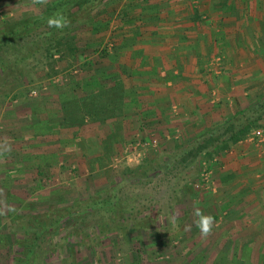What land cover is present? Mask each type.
Returning a JSON list of instances; mask_svg holds the SVG:
<instances>
[{"label":"crops","instance_id":"0c3cea01","mask_svg":"<svg viewBox=\"0 0 264 264\" xmlns=\"http://www.w3.org/2000/svg\"><path fill=\"white\" fill-rule=\"evenodd\" d=\"M51 1L1 0L12 6ZM99 8L93 14L97 29L81 32L84 41L78 42V48L85 61L104 66V83L123 87V110L95 131L102 133L99 141H112L115 150L131 141H145L152 147L176 139L189 142L205 127L228 119L235 101L254 103L264 97V0H103ZM107 42L111 43L107 56L98 58L97 46ZM55 111L62 114L60 108ZM46 117L41 120L45 126ZM19 125L0 131V174L9 171L2 166L5 163L25 165L29 161L25 154L32 155L33 150L38 152L34 157L47 154L46 137L37 136L36 141L34 133L15 129ZM68 131L71 128L60 129L65 137L71 136ZM86 131L77 136L94 138ZM4 132L9 140H2ZM100 149L93 153L95 157L102 154ZM75 150L72 158L82 166L89 164L92 153ZM136 161L126 164L137 166ZM217 166L213 174L217 189L202 195L203 202L197 204L204 216L213 218L211 229H217L207 234L199 229L196 236L189 232L190 241L197 238L210 247L218 244V238L223 243L229 237L231 247H222L220 255L228 258L230 253L234 264L243 259L258 264L264 258V137L242 140ZM4 178L0 177V191L5 189ZM16 187L8 186L5 193L12 195ZM10 203L1 204L6 217L14 210L4 209ZM191 211L186 222L194 224ZM218 218L223 220L220 237ZM207 251H214L211 259L218 264V247L203 248L197 257L210 258Z\"/></svg>","mask_w":264,"mask_h":264},{"label":"rangeland","instance_id":"374dc122","mask_svg":"<svg viewBox=\"0 0 264 264\" xmlns=\"http://www.w3.org/2000/svg\"><path fill=\"white\" fill-rule=\"evenodd\" d=\"M2 2L0 0V30L6 24L40 11L49 3L33 2L12 6L11 4L3 5ZM93 23L96 25L95 20ZM85 29V25H79L78 28L76 26L70 35L74 37L76 45L74 54L65 51L67 54L59 57L60 52H53V55L48 57L40 52L35 58L21 64V75L0 88V131L6 130L7 125L20 124L15 129L28 131L30 136H33L34 133L33 137L36 141L39 136L44 135L46 137L45 146H47L45 156L39 157V154L38 157H34L33 154H38L35 150L31 151L32 155L25 154L26 158H29L25 165L24 163L2 165L6 170H9L0 174V177H5L3 180L5 189L10 185L17 187L15 190L11 188L13 189L12 195L8 190L5 193V189L0 191V208L1 204L12 202L4 209H14L10 211L9 217L4 216L5 214L0 211V264H12L15 249L14 238L22 235L24 228L21 225L30 215L45 214L54 208H62L78 199H84L94 192L104 189L111 179H115L126 168L135 169L162 150L170 151L179 144L187 143L182 139H176L169 145L152 147L145 141V143L131 141L123 146L122 150H115L112 148V141L102 142L101 138L102 143L99 141L98 137L102 133L95 132L96 129H100L107 119L114 118L119 113L111 111L112 115L102 121L99 118H91L85 111H77L80 110V105L83 102L86 103L95 92L108 85L103 82L104 66L102 64L96 63L99 65L95 66L96 64L93 65L91 62L83 63L84 52L80 54L78 42L84 39L80 35V31L83 30L82 33L85 35ZM104 45L97 46L98 58L105 57L102 56V49L111 47V43L108 44V42ZM62 48L64 46L59 50ZM82 58L83 60H81ZM225 78L222 80L223 83L226 82ZM71 101L74 114L79 118L83 117L81 123L64 121L61 113L55 115V110L58 111L60 108L62 112V105L69 104ZM250 104L253 103L240 99L230 107L235 112L242 106ZM44 116H47L46 126L41 122ZM55 118L58 120L56 121ZM29 122L33 123L28 124ZM29 126L32 128L30 129ZM209 127L212 126L205 127L202 132ZM64 128H71V131H68V133L71 132V136L65 137L66 133H60V129ZM75 128L78 130L76 129L77 131L74 132ZM84 130L94 138H83L84 135L77 136L78 133H85ZM202 132L192 137L191 140ZM2 135L4 136L3 141L9 140L7 133L6 136L5 132ZM262 137H264V117L258 126L253 128L242 140ZM78 140L81 141L78 143L76 142ZM242 140L238 141L235 146L221 151L217 157L211 160L198 159L196 171L192 173V176H189L187 182L180 177L188 174L186 167L194 160L193 155H187L183 162L172 168L171 172L164 173L156 170L147 174V177L143 179L147 184L141 185L140 191H149L158 199L154 203V207L159 212V224H157L156 230L153 228L148 230L129 229L119 233L113 232L99 236L100 238L88 247L80 245L76 237L68 236L70 226H66L50 239L46 238L49 240L47 244H44L46 251L44 264H213L211 259L213 254L210 253L214 251H207L210 255V258L207 256V259H200L197 256L203 248L214 250L217 247L219 251L218 264H234V260L232 262L229 259L230 253L227 255L228 258L220 255L222 247L228 250L231 247L229 237L223 243H221V238H218V244H208L210 246L208 247L202 245L203 242H199L197 238H195V242L190 241L189 232L194 231L195 236L199 234L200 228L197 227L196 222L199 219L198 216L204 214L197 208V204L202 201V195L217 189L213 179L214 169L218 167L221 157L226 152L236 149ZM59 143L63 146L56 151L52 150ZM84 147L87 152L92 153L90 156L92 155L91 157L94 159L91 161V157H89L87 160L90 161L89 164L82 166L79 160L76 162L72 156L76 153L75 149L80 148L84 151L86 150ZM99 149L102 154L95 157L93 153L98 152ZM20 150L16 149L19 153ZM24 150L27 149L22 148V151ZM6 151L10 150L6 149ZM124 156L125 158H123ZM136 159L138 160L137 166L126 164V161L135 164ZM13 167L18 168L13 171ZM22 167H24L23 170ZM187 178L188 176H186ZM185 184L189 185L188 188L185 187ZM126 186L128 185L125 184ZM190 211L191 216L194 214L196 218V221L193 220L194 224L186 222ZM218 221V237H220L223 220L220 222L218 218ZM213 229L216 230L217 227L211 230ZM202 239L203 237L200 240ZM246 263H248L247 259L239 261V264ZM257 263L264 264V258L257 260Z\"/></svg>","mask_w":264,"mask_h":264},{"label":"trees","instance_id":"16d2710c","mask_svg":"<svg viewBox=\"0 0 264 264\" xmlns=\"http://www.w3.org/2000/svg\"><path fill=\"white\" fill-rule=\"evenodd\" d=\"M102 2L54 0L40 11L6 24L0 30V88L21 75V64L35 58L40 52L48 57L53 52H60L59 57L66 55L65 51L74 54L76 45L71 33L79 25H85L86 31L97 29L93 25V14ZM61 16L67 20L65 27L49 25L50 19H59ZM101 51L102 56H107L105 48ZM83 58L86 60V56ZM85 60L83 63H89ZM123 95L120 84L107 85L95 92L86 103L83 102L77 111H85L91 118L104 121L112 115L111 111L120 113L123 110ZM70 103L62 105L63 120L81 123L83 117L74 114L73 102ZM263 117L264 97L236 110L228 119L207 128L193 140L179 144L170 151L162 150L135 169L126 168L115 179H111L104 189L65 207L54 208L45 214L30 215L21 225L24 228L22 235L14 238L12 264H44V244L66 226H70L68 236L76 237L80 245L88 247L101 235L129 229L156 230L159 212L154 203L158 199L149 191H140L141 185L147 184L143 181L147 174L156 170L171 172L187 155H193L194 160L186 167L188 178L178 175L187 182L196 171L198 159L211 160L221 151L235 146L258 126ZM125 184L128 186L125 187ZM188 186L185 184L186 188Z\"/></svg>","mask_w":264,"mask_h":264},{"label":"clouds","instance_id":"9594fccd","mask_svg":"<svg viewBox=\"0 0 264 264\" xmlns=\"http://www.w3.org/2000/svg\"><path fill=\"white\" fill-rule=\"evenodd\" d=\"M50 26H55L57 28H62L67 25V20L64 19L62 16L59 19H50L49 20ZM198 228L205 234H207L213 225V218L211 216H204L200 215L199 219L196 222Z\"/></svg>","mask_w":264,"mask_h":264}]
</instances>
